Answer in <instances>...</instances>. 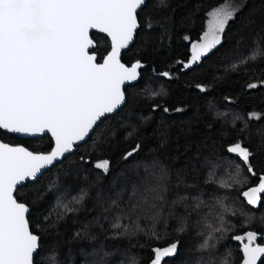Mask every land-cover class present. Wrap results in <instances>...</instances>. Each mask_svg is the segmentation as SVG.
<instances>
[{"label":"trees","instance_id":"obj_1","mask_svg":"<svg viewBox=\"0 0 264 264\" xmlns=\"http://www.w3.org/2000/svg\"><path fill=\"white\" fill-rule=\"evenodd\" d=\"M225 0H171L170 10L160 15H170L164 28L159 25L146 29L143 22L132 47L123 54V60L131 64L141 59L146 67L141 70L140 80L131 90L126 89L127 101L115 114L102 119L88 140L79 145L75 152L45 171L36 181L28 182L20 191L32 201L30 226L34 220L47 231L41 237L39 264H149L154 247H163L177 239V220L185 218L191 224L187 232L180 234L181 248L168 264H221L227 250H231L230 264L241 263V242L235 235L245 231H264V195L258 210L251 208L239 192L258 183L242 169L241 175L248 176L249 183L243 188L225 189L219 183L228 178L233 169L224 163H241L238 156L217 148L221 120L213 119V113L239 110L246 114L253 109H264V89L253 90L247 98L241 96L237 103H229L225 97L236 98L242 86L249 81L246 71L264 68V59L252 65H240L241 57H247L257 48L264 50V0H236L243 7L234 21L226 27L222 46H217L194 70L180 71L176 61L190 57V44L202 36L207 29L206 13L220 6ZM149 0L143 12L151 9ZM143 12L138 17L143 21ZM189 37L185 40L184 37ZM92 37L97 43L98 61L110 51V39L97 32ZM178 79L169 80L153 74L170 70ZM237 65L236 71L231 66ZM203 84L209 88L201 92L195 87ZM165 94L149 99L152 91ZM154 103L163 104L170 110L181 107L183 112L165 113L162 108L152 111ZM211 106V108H210ZM150 117V119H145ZM226 119H231L228 115ZM212 125V127H208ZM135 127L134 135L125 139ZM237 129L240 124L237 123ZM251 143L256 145L264 139V117L250 121ZM257 129L260 131L257 132ZM231 131V129H229ZM0 138L9 144H22L32 151L48 152L53 147L51 136L20 138L0 131ZM235 139L224 141L230 144ZM140 143L141 151L135 158L122 159L124 153ZM91 161L107 158L111 161L109 172L96 169L92 163L85 164L80 157ZM264 161V153L257 157ZM164 168L168 173L169 194L157 208L140 212L139 223L145 232L114 238L112 225L120 222L119 217L133 200V186L143 194L139 181L145 175L144 168ZM209 171L214 172L215 182L205 183ZM49 185H52L49 188ZM82 191L87 192L82 205H75ZM184 197L185 201L178 198ZM19 199V197H18ZM113 201L116 203L113 204ZM27 202V201H25ZM175 202V203H173ZM199 202L200 207H195ZM78 210L66 213L64 205ZM235 211L236 216L231 212ZM244 214V215H242ZM63 215V219L58 217ZM251 216L250 224L241 227ZM44 217H48L45 220ZM220 217L225 223L235 225L234 231L217 243L215 248L201 249L204 236L203 225L219 226ZM154 218L158 223L154 224ZM166 221V224L164 223ZM51 222V223H50ZM126 222V221H125ZM51 224H55L52 227ZM153 226L161 234V241L149 240V229ZM211 230L209 229V232ZM80 233L79 236L76 234ZM264 242V239H259ZM50 256H54L51 259ZM37 257L35 258L36 261Z\"/></svg>","mask_w":264,"mask_h":264},{"label":"snow or ice","instance_id":"obj_2","mask_svg":"<svg viewBox=\"0 0 264 264\" xmlns=\"http://www.w3.org/2000/svg\"><path fill=\"white\" fill-rule=\"evenodd\" d=\"M148 3L149 0H0V130L29 135L48 133L54 141V146L48 152L31 151L28 147L0 141V264H34V255L37 257L35 264H39L38 250L47 229L34 220L30 226L32 201L20 189L25 182L38 179L42 170L62 161L66 154H71L80 142L93 133L102 118L115 113L126 103V89L134 87V82L141 78L140 70L146 64L141 59H135L130 66L123 63L121 50L127 49L134 41L141 22L146 29L156 25L164 28L165 22H170V15L161 16L160 13L170 10L171 0H152L151 9L143 12ZM242 7L243 3L238 4L236 0H225L206 13L209 17L207 30L190 44L187 62L176 61L181 65L180 71L194 70L217 46H222L226 27L235 20ZM138 12H143V21L138 17ZM94 29L106 33L110 38L111 50L101 57V63H97L95 41L90 36V31ZM184 39L188 40L189 37ZM258 58L264 59V50L259 48L251 55L241 57L239 64L252 65ZM176 64L170 65V70L159 73L153 68V74L169 80L178 79V74L173 76L171 73ZM236 70L237 65L233 64L231 71ZM246 75L250 79L236 98L225 97L229 103L235 104L241 96L247 98V94L253 90L264 89V68L246 71ZM195 87L201 92L209 90L203 84H196ZM162 94L166 95L163 87L160 91H152L149 99ZM161 108L165 113L185 110L181 107L170 110L158 103H154L151 110L154 112ZM228 115H231L230 120L226 119ZM262 117L264 109L257 110L255 106L246 114L232 109L213 113L214 121H222L216 147L222 148L225 153L235 154L241 161L230 162L225 157L224 163L233 171L219 183L225 189L243 188L249 180L248 176L241 175L242 169L252 176H257L259 171L258 183L239 192L246 203L253 207H259L264 195V161L257 160L264 153V139L256 145L251 143L250 121ZM237 123L240 124L238 129ZM135 132L133 127L125 139L131 138ZM233 135L235 139L225 144L224 141L231 140ZM140 151L141 145L137 143L124 153L122 159L135 158ZM80 159L85 164L91 162L94 168L103 170L105 174L111 167V161L107 158L91 161L81 156ZM144 173L139 181L143 194L137 196L139 190L133 186L130 197L133 203L126 210H121L124 216L118 218L119 223L112 225L116 230L114 238L145 232L138 214L146 209H156L157 202L163 204L167 199V170L145 167ZM214 182L215 174L209 171L205 183ZM86 196L87 192L82 191L73 203L82 205ZM178 199L185 201L184 197ZM195 207H200L199 202ZM64 208L66 213L78 210L67 204ZM229 211L236 216L235 211ZM44 219L48 220V217ZM61 219L63 215L58 217L57 223ZM251 220L252 217L248 216L241 227L250 224ZM158 222L154 218V224ZM177 225L174 230L177 239L166 246L152 248L150 264H168L166 258L178 254L181 248L179 236L187 232L191 224L187 219L180 218ZM51 226L55 227V224ZM234 229L235 225L230 221L225 223L223 217H220L218 227L203 225V231L198 233L204 236L200 248H215ZM148 231L149 240H162L155 226ZM233 238L241 242L242 264H264V243L257 242L264 239V231L248 230ZM231 256V250H227L221 264H230ZM50 258L54 259V256ZM132 264H138V261L133 259Z\"/></svg>","mask_w":264,"mask_h":264},{"label":"water","instance_id":"obj_3","mask_svg":"<svg viewBox=\"0 0 264 264\" xmlns=\"http://www.w3.org/2000/svg\"><path fill=\"white\" fill-rule=\"evenodd\" d=\"M138 14H139V12H138ZM139 29L140 28H138V30H137V33H138V31H139ZM93 32H97V33H99V34H103V35H105V36H107V34L106 33H101V32H99V30H91L90 31V36L92 37V34H93ZM137 33H136V35H135V38H134V41L129 45V47L127 48V49H123V50H121V61L123 62V63H125V64H127L126 62H124V60H123V54L126 52V51H128L131 47H132V45L135 43V41H136V38H137ZM109 38V37H108ZM92 39L94 40V38L92 37ZM110 39V38H109ZM95 41V40H94ZM95 47H97V43H96V41H95ZM111 50V49H110ZM90 51H91V49H90ZM97 63H101V62H99L98 61V56H97ZM143 63V62H142ZM145 64V63H144ZM127 65H129L130 66V64H127ZM144 69V68H143ZM142 70V69H141ZM140 70V71H141ZM140 80V79H139ZM138 80V81H139ZM137 81V82H138ZM137 82H134V84L135 83H137ZM126 95H127V93H126ZM125 105V104H124ZM124 105H122L116 112H118ZM115 112V113H116ZM115 113H113V114H115ZM108 115H112V114H108ZM107 115V116H108ZM102 119H104V118H102ZM0 131H2V132H4V133H8V134H11V135H16V136H18V137H20V138H39V137H42V136H45V135H49V136H51L50 134H48V133H45V134H38V135H29V134H23V133H10V132H7V130H0ZM92 133H90V135H91ZM90 135H89V137H90ZM88 137V138H89ZM52 138V137H51ZM88 138H86V140L85 141H83V142H80L79 144H78V146L79 145H81L82 143H84V142H86L87 140H88ZM52 140H53V138H52ZM0 141H2V142H4L1 138H0ZM4 143H6V142H4ZM18 145H20V146H24V145H22V144H18ZM13 146H17V145H13ZM53 146H54V141H53ZM77 146V147H78ZM24 147H26V146H24ZM76 147V148H77ZM76 148H75V150H76ZM30 150V149H29ZM75 150L71 153V154H73L74 152H75ZM32 151V150H31ZM71 154H66L65 155V157L64 158H62V161L67 157V156H69V155H71ZM59 162H61V161H58V162H56V163H54V165H52V166H49L47 169H45V170H42V174L45 172V171H47L48 169H50V168H52L53 166H55L57 163H59ZM42 174H40L39 176H38V178L42 175ZM37 180V179H36ZM35 180V181H36ZM29 182H33V181H29ZM26 183H28V182H25V184ZM262 198H263V195H262ZM262 198H261V204H262ZM261 204L259 205V207H253V206H251V205H249L251 208H253V209H256V210H258L259 208H260V206H261ZM30 213H31V208H30ZM246 242V241H245ZM257 242L258 243H262V242H259V239L257 240ZM264 243V242H263ZM241 249V248H240ZM39 251V250H38ZM35 258H36V256L34 255V264H35ZM171 258H174V257H171ZM166 259H168V258H166ZM262 259H264V258H262ZM150 264V263H149ZM162 264H163V262H162ZM240 264H242V261H241V263ZM258 264H259V262H258Z\"/></svg>","mask_w":264,"mask_h":264},{"label":"rangeland","instance_id":"obj_4","mask_svg":"<svg viewBox=\"0 0 264 264\" xmlns=\"http://www.w3.org/2000/svg\"><path fill=\"white\" fill-rule=\"evenodd\" d=\"M207 30V29H206Z\"/></svg>","mask_w":264,"mask_h":264}]
</instances>
